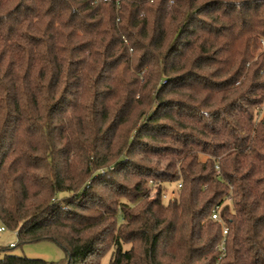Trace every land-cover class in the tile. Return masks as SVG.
<instances>
[{
  "label": "trees",
  "instance_id": "16d2710c",
  "mask_svg": "<svg viewBox=\"0 0 264 264\" xmlns=\"http://www.w3.org/2000/svg\"><path fill=\"white\" fill-rule=\"evenodd\" d=\"M260 40L264 0H0V222L59 264H264Z\"/></svg>",
  "mask_w": 264,
  "mask_h": 264
},
{
  "label": "rangeland",
  "instance_id": "374dc122",
  "mask_svg": "<svg viewBox=\"0 0 264 264\" xmlns=\"http://www.w3.org/2000/svg\"><path fill=\"white\" fill-rule=\"evenodd\" d=\"M260 50L264 47V41L260 40ZM253 49V47H252ZM259 49H253L254 53L257 54ZM259 111V117L264 116V102L257 107ZM149 185L153 186V181H149ZM175 190L173 184L166 190L169 193L172 190ZM153 194V192L151 193ZM0 227H3V230L0 231V247H7V252L10 254L24 256L29 259L45 261L48 264H59L64 259L63 250L54 242L41 240L37 242L18 244L16 232L7 228L4 224L0 222ZM12 244V247H8ZM14 245V246H13ZM127 247V246H125ZM111 250L106 251L100 259L99 264H108L111 256ZM0 252V257H2Z\"/></svg>",
  "mask_w": 264,
  "mask_h": 264
},
{
  "label": "built area",
  "instance_id": "2783aa9c",
  "mask_svg": "<svg viewBox=\"0 0 264 264\" xmlns=\"http://www.w3.org/2000/svg\"><path fill=\"white\" fill-rule=\"evenodd\" d=\"M259 115H260V114H259V111L255 113V117H256V118H258ZM177 186L180 187L181 184L178 183ZM163 197H164V198H168V197L172 198V197H173V191H170L169 193H167V192L163 193ZM211 218H212V219H217V211H216L215 209L212 211ZM2 230H3V227H0V231H2ZM226 232H227V229L224 228V229H223V233L225 234ZM223 242H224V241H222L221 246H220V247H221V250L224 249L223 246H222ZM11 245H12V244H11Z\"/></svg>",
  "mask_w": 264,
  "mask_h": 264
}]
</instances>
